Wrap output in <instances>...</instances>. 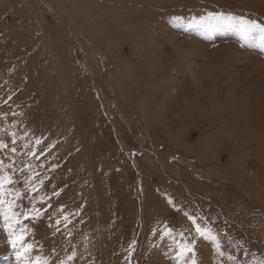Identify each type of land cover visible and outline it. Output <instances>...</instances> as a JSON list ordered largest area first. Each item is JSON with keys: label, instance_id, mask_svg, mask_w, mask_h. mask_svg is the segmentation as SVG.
Returning <instances> with one entry per match:
<instances>
[{"label": "rangeland", "instance_id": "374dc122", "mask_svg": "<svg viewBox=\"0 0 264 264\" xmlns=\"http://www.w3.org/2000/svg\"><path fill=\"white\" fill-rule=\"evenodd\" d=\"M244 21L264 0H0V264H264Z\"/></svg>", "mask_w": 264, "mask_h": 264}, {"label": "snow or ice", "instance_id": "6c2138e0", "mask_svg": "<svg viewBox=\"0 0 264 264\" xmlns=\"http://www.w3.org/2000/svg\"><path fill=\"white\" fill-rule=\"evenodd\" d=\"M229 19H231V17H224L222 15H213L212 13H209L206 17H201V21H204V20L227 21ZM242 25L243 26H242L241 31L244 35H249L252 32L259 31V33H260L259 38L261 40H264V26L256 23L255 21H251V22L244 21V22H242ZM0 203H3V201H0ZM169 203H171V201H169ZM13 215H15V214H13ZM4 220H5V226L11 228L13 216L4 214ZM192 222L195 225L196 233L200 237H203L205 239H215V237H213L211 235L210 231L207 228H201L200 225L196 224L195 220H193ZM169 234H170V230H167L164 232V235H169ZM10 237L11 238L9 240V243H10L11 247L15 250V255H16L17 261H20L22 259V257L31 249V245H22L21 244L20 247L18 248L17 245L20 244V242L24 239V237H23V235L17 236L15 234L14 230L12 232H10ZM192 243L194 244L195 241H193ZM192 251H193V249L190 245H185L181 249L180 255L183 256L184 254L191 253ZM68 259L71 260L72 257L70 256V257H68Z\"/></svg>", "mask_w": 264, "mask_h": 264}, {"label": "bare ground", "instance_id": "6f19581e", "mask_svg": "<svg viewBox=\"0 0 264 264\" xmlns=\"http://www.w3.org/2000/svg\"><path fill=\"white\" fill-rule=\"evenodd\" d=\"M65 100V99H64ZM70 100V99H69ZM67 102V101H66ZM82 109V108H81ZM71 118V117H70Z\"/></svg>", "mask_w": 264, "mask_h": 264}]
</instances>
